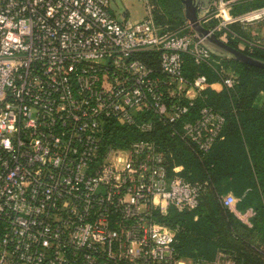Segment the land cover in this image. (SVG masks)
Here are the masks:
<instances>
[{
    "label": "built area",
    "instance_id": "1",
    "mask_svg": "<svg viewBox=\"0 0 264 264\" xmlns=\"http://www.w3.org/2000/svg\"><path fill=\"white\" fill-rule=\"evenodd\" d=\"M139 1L144 16L119 19L112 0H0V264H239L225 251L177 257L180 227L165 218L197 207L207 182L187 180L168 145L107 141L115 125L164 127L208 151L225 116L198 101L238 81L185 13L163 22ZM263 1L197 0L198 19L240 49L264 48L243 33L264 23ZM186 54L219 79L189 78Z\"/></svg>",
    "mask_w": 264,
    "mask_h": 264
},
{
    "label": "trees",
    "instance_id": "2",
    "mask_svg": "<svg viewBox=\"0 0 264 264\" xmlns=\"http://www.w3.org/2000/svg\"><path fill=\"white\" fill-rule=\"evenodd\" d=\"M153 1L163 12L159 16L163 22L178 23L184 19L182 0ZM229 43L239 47L237 41ZM242 50L264 60V48ZM184 57L189 78L200 72L209 81L219 79L209 64L198 65L188 54ZM220 57L217 67L233 70L238 81L231 88H208L206 98L198 101L197 105L206 103L225 116L221 137L208 151L200 152L195 145L172 137L164 127L147 136L115 125L107 141L123 145L129 138H155L162 146L170 147L176 163L184 166L182 174L187 180L207 182L197 207L183 211L171 208L165 218L168 224L180 227L175 245L177 257L211 261L219 251H225L239 264H264V108L258 103L264 92V68ZM229 192L240 198L236 205L240 212L254 209L251 225L222 201Z\"/></svg>",
    "mask_w": 264,
    "mask_h": 264
},
{
    "label": "water",
    "instance_id": "3",
    "mask_svg": "<svg viewBox=\"0 0 264 264\" xmlns=\"http://www.w3.org/2000/svg\"><path fill=\"white\" fill-rule=\"evenodd\" d=\"M184 4V13L193 25V27L201 34L206 35L209 43L221 52L231 54L232 58L244 63L256 65L264 68V60L254 57L246 53L239 47L230 44L227 41L221 40L214 34H209V30L203 26L198 19L197 0H182Z\"/></svg>",
    "mask_w": 264,
    "mask_h": 264
},
{
    "label": "rangeland",
    "instance_id": "4",
    "mask_svg": "<svg viewBox=\"0 0 264 264\" xmlns=\"http://www.w3.org/2000/svg\"><path fill=\"white\" fill-rule=\"evenodd\" d=\"M207 2L208 0H201ZM112 9L114 13L121 19L123 17V12L127 11L132 19L140 18L145 14L144 4L139 0H112ZM253 27V26H252ZM243 33L252 37L251 32L243 30ZM226 57H232L231 54L227 52H222Z\"/></svg>",
    "mask_w": 264,
    "mask_h": 264
},
{
    "label": "crops",
    "instance_id": "5",
    "mask_svg": "<svg viewBox=\"0 0 264 264\" xmlns=\"http://www.w3.org/2000/svg\"><path fill=\"white\" fill-rule=\"evenodd\" d=\"M252 26L250 27L251 36L252 37H255V38H262V39H264V23H256V24H253ZM221 54H223V53L221 52ZM258 103H259V105H261L264 108V92L261 94V97H260ZM237 203H238V201L236 202V204L230 206L231 209L234 211V213L242 221H244L245 223L251 225L252 224V218L255 215L254 209L253 208H249V209H247L244 212H240L237 209V207H236Z\"/></svg>",
    "mask_w": 264,
    "mask_h": 264
}]
</instances>
